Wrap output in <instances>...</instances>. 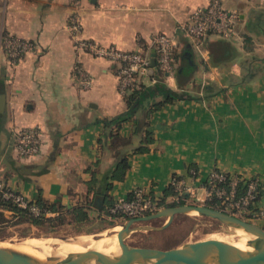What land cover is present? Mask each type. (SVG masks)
<instances>
[{
    "label": "crops",
    "instance_id": "1",
    "mask_svg": "<svg viewBox=\"0 0 264 264\" xmlns=\"http://www.w3.org/2000/svg\"><path fill=\"white\" fill-rule=\"evenodd\" d=\"M210 1L82 0V36L104 46L152 53L155 34L176 38L174 75L161 77L168 87L180 89L179 54L195 66L186 88L204 99L166 103L150 118L154 141L149 151L132 153L141 141L133 134L134 120L122 125L118 137H110L101 122L127 111L116 65L75 46L68 27L71 1L0 0V93L6 95L0 113V182L31 200L53 204L60 211L52 216L62 212L72 226L113 224L105 210L109 200L127 198L135 188H143L162 206L176 202L169 193L175 176L193 184L201 199L214 170L247 174L264 183V0H220L239 15L236 38L210 35L202 49L195 48L181 25L194 8ZM4 33L33 41L41 53H29L12 66L1 47ZM78 63L93 77L89 90L75 77ZM155 73L144 79L146 85L156 83ZM208 85L214 91L210 97L204 92ZM26 126L43 131L40 156H17L14 129ZM124 151L132 153L129 168L123 180H116V154ZM260 204L264 206V191ZM79 207L88 220L76 221L73 210ZM256 223L264 227V220Z\"/></svg>",
    "mask_w": 264,
    "mask_h": 264
},
{
    "label": "built area",
    "instance_id": "2",
    "mask_svg": "<svg viewBox=\"0 0 264 264\" xmlns=\"http://www.w3.org/2000/svg\"><path fill=\"white\" fill-rule=\"evenodd\" d=\"M73 13L69 20V30L73 33L75 46L96 58H104L116 65L118 91L125 97L130 91L138 88L145 78H149L153 70H161L166 78L174 75V54L178 42L174 36L166 33L155 34L152 38V49L156 53V65L152 64L150 50H123L116 46H104L90 38L82 36V0H70ZM238 13L228 10L220 0H211L205 6H198L192 10L187 20L181 25L195 48L202 49L205 40L210 35H217L226 40H234L237 36L236 24ZM1 47L9 63L16 66L29 53L40 54L41 48L33 41L19 38L11 33H4ZM75 77L83 90L92 88L94 81L91 74L80 64L74 67ZM155 82V80H152ZM14 143L17 156L20 158H34L40 156L43 146V131L39 126H26L14 129ZM171 186L175 194L172 199L176 202L187 200L185 204H207L214 202L219 210L238 216L242 219L264 220V206L260 204V196L264 191V183L258 177L247 174H228L214 170L205 183L206 197L201 199L196 187L182 177L172 178ZM2 198L18 207L27 209L35 216L54 215L48 209L42 208L36 201L27 198L21 192L0 182ZM164 208L160 201L152 197L143 188H135L127 198L115 199L109 209V218L125 222L155 213ZM6 210L12 217L14 211Z\"/></svg>",
    "mask_w": 264,
    "mask_h": 264
},
{
    "label": "water",
    "instance_id": "3",
    "mask_svg": "<svg viewBox=\"0 0 264 264\" xmlns=\"http://www.w3.org/2000/svg\"><path fill=\"white\" fill-rule=\"evenodd\" d=\"M155 56L156 53L153 51L152 64L154 66L156 65ZM5 102L6 95L1 92L0 113L4 111ZM192 211H197L201 216L212 218L226 226L244 229L254 238L246 240L247 249L217 238H208L171 248L136 246L126 243V238L136 231L166 229L171 225L176 215ZM162 217L169 220L160 227L136 225L139 222H150ZM116 226L123 228L117 233L122 249L121 254L117 256H109L101 251L90 249L86 252L70 254L67 259L48 258L42 261L29 253L0 246V264H264V227L212 208L207 204H180L164 207L152 214L131 218L125 222H116L114 228ZM55 237L64 240L70 239L67 236Z\"/></svg>",
    "mask_w": 264,
    "mask_h": 264
},
{
    "label": "trees",
    "instance_id": "4",
    "mask_svg": "<svg viewBox=\"0 0 264 264\" xmlns=\"http://www.w3.org/2000/svg\"><path fill=\"white\" fill-rule=\"evenodd\" d=\"M229 41V40H228ZM190 42H186L185 45H189ZM229 45V43H228ZM174 57H178L176 51L174 54ZM180 57V63L177 65L176 68V77L179 82V90H174L170 87H168L166 84L162 83L161 77H165V73L161 70L157 69L156 73L154 74V78H156V83L152 86L146 85L144 82L136 89L130 91L125 97L126 105H127V111L119 116L113 117V118H104L101 120L103 124L108 128L110 137H118L119 131L122 127V125L129 119L134 120V132L133 134L135 136H140L141 141L140 145L132 150V153H144L149 151V144L154 141V135L153 133L148 129L149 127V121L151 116L158 111L162 106H164L166 103H171L175 100H183V99H192V100H202V96L199 93H191L186 87L189 81H191L195 66L194 64L189 62H186L185 60H181ZM204 92L206 93V96H211V92L213 91V87L211 85H208L204 88ZM161 97L160 100H157L155 98ZM151 101V105L148 107L145 102ZM139 113L141 115L139 116ZM132 153H129L127 151L124 152H117L116 154V170L114 171L112 178L116 180H123L126 176V172L129 168V157ZM106 188H110L112 184H105ZM170 195H174L175 191L172 186H170ZM263 192V191H262ZM97 195L101 196V198L104 199V201H107L108 199L103 195L101 191H97ZM183 199V198H182ZM180 200V202H172L170 204H163L165 207L170 206H176L178 204H185V200ZM260 199V198H259ZM37 204L40 205L42 208L48 209L51 212L60 211V209H57L53 204L46 202L45 200H42L41 198H38L36 200ZM115 200H109L108 205L105 207L106 213L109 215V209L114 204ZM103 206V204H102ZM208 206L212 208H219L214 202H208ZM9 209L14 211V217L9 218L6 217L4 214L0 212V227H5L9 225H19L22 223H31L32 225L36 226H43L47 223L50 224H63V223H69L68 219L63 215L62 212H59L56 216H45V215H39L35 216L31 212H29L27 209L18 207L14 203L4 200L2 198V192L0 191V211L1 209ZM3 211V210H2ZM75 214V219L78 222L86 221L87 214L85 210H83V207L75 208L73 210ZM111 223H114L115 220H110Z\"/></svg>",
    "mask_w": 264,
    "mask_h": 264
},
{
    "label": "rangeland",
    "instance_id": "5",
    "mask_svg": "<svg viewBox=\"0 0 264 264\" xmlns=\"http://www.w3.org/2000/svg\"><path fill=\"white\" fill-rule=\"evenodd\" d=\"M168 220L169 219L162 217L155 219L146 225L152 228L160 227L166 224ZM118 222H120V220ZM252 222L256 223V220H253ZM115 224L104 222L98 225L96 223H90L78 226H72L69 223H57L54 225L47 223L43 226H36L31 223H22L15 226L7 225L5 227H0V245L19 244L20 247H23L27 244L26 242H32L33 240L39 241L36 239L38 237L67 236L70 238H78L87 233L96 235L100 233L117 235L118 231H115L114 229ZM102 225H105V228H100ZM237 232L238 229L221 224L212 218L201 216L198 213H184L176 215L174 221L166 229H146L132 233L126 238V243L136 246L171 248L185 243L208 239L215 234H220L219 236H222L225 239L238 242L242 236ZM98 241L101 242L102 240ZM22 242L23 246L20 245Z\"/></svg>",
    "mask_w": 264,
    "mask_h": 264
},
{
    "label": "bare ground",
    "instance_id": "6",
    "mask_svg": "<svg viewBox=\"0 0 264 264\" xmlns=\"http://www.w3.org/2000/svg\"><path fill=\"white\" fill-rule=\"evenodd\" d=\"M190 213L197 214V211H192ZM115 231H122L123 228L116 226ZM118 233V232H117ZM238 234L242 236L241 239L237 241H231L230 239H225L219 235H212L210 238H217L221 240L229 241L243 249H247L246 240L254 238L253 235L246 232L244 229H238ZM229 234V233H228ZM230 235V234H229ZM39 241L26 242L27 244L23 246V242L20 244H1L0 246L13 248L25 253H29L38 259L45 261L48 258L53 259H67L70 254L86 252L90 249H95L101 251L109 256H117L121 254L122 249L120 246V238L114 234L100 233L96 234H86L84 236L76 237L74 239L64 240L57 237H38ZM32 240V239H31ZM98 240H102L101 242ZM27 241V240H26ZM30 241V240H29Z\"/></svg>",
    "mask_w": 264,
    "mask_h": 264
}]
</instances>
